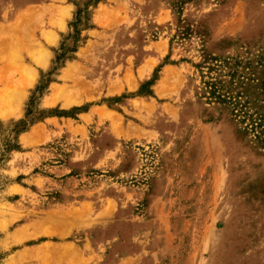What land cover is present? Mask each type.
<instances>
[{
  "label": "rangeland",
  "instance_id": "1",
  "mask_svg": "<svg viewBox=\"0 0 264 264\" xmlns=\"http://www.w3.org/2000/svg\"><path fill=\"white\" fill-rule=\"evenodd\" d=\"M0 264H264V0H0Z\"/></svg>",
  "mask_w": 264,
  "mask_h": 264
}]
</instances>
